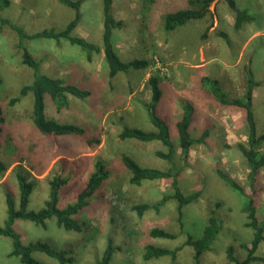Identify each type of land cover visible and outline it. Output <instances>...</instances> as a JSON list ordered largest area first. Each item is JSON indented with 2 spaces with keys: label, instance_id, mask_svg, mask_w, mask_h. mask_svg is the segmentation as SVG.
Here are the masks:
<instances>
[{
  "label": "rangeland",
  "instance_id": "rangeland-1",
  "mask_svg": "<svg viewBox=\"0 0 264 264\" xmlns=\"http://www.w3.org/2000/svg\"><path fill=\"white\" fill-rule=\"evenodd\" d=\"M8 1L2 16L28 33L51 28L61 31L75 13L59 0ZM219 1L212 3L210 13L203 19L189 21L167 32L163 28L164 13L159 11L155 16H148L145 0H114L117 17L125 26L114 38L118 54L124 61L137 57L150 62L147 69L120 72L114 78L108 75L102 53L87 60L85 53L64 38L25 41L32 56L41 62L43 72L91 91L85 99L70 96L68 106L60 112L48 102L47 115L87 129V138L100 140L93 146L82 139L70 138L73 136L61 138L40 134L31 120V93L11 104V99L19 96L20 89L32 82L33 72L21 62L14 32L6 25L0 26V110L6 119V131L0 136V159L6 162V156L15 153V143L33 154L37 165L43 167V173L37 175L28 161L13 163L0 175V225L7 218V192L12 194L18 208V173L26 174L34 183L28 205L33 211L43 207L49 194L48 183L54 176L69 177V183L59 192L58 207L65 208L75 202L77 193L100 162L109 175L94 194L90 206L76 217L82 224V231H65L58 228L53 219L48 220L46 228L17 220L14 229L24 242L43 240L54 248L68 249L73 258L70 264H97L108 238L115 247L110 264H195L193 248L184 243L188 234L197 239L201 236L210 212L215 210L224 219L223 228L211 250L201 256L200 264H235L227 258L226 250L230 245L236 257H245L246 252L240 245L251 241L253 231L245 226L246 214L241 211L244 197L218 174L220 170L239 182L246 193L251 192L244 158L237 147L238 143L246 141L243 112L233 108L221 110L199 97L202 90L199 79L204 76L217 78L230 96L237 97L245 91V68L251 67L254 79L260 83L253 93L257 128L259 133L264 130V0H237L239 5H249L256 16L241 30L233 29V17ZM82 13L73 34L101 46V0H85ZM220 18L231 45L217 35ZM205 32L207 38L202 39ZM152 74H159L166 83L158 113L169 125L171 140L176 146L174 166L181 169V187L184 193L202 191L197 202L182 209L181 217L174 199L139 216L132 207L159 203L164 195L172 193L170 182L156 180L132 184L131 174L121 161L122 155H128L144 166L161 170L170 167L154 154L156 150H165L160 142L142 143L119 138L125 126L154 130L145 108L151 97L147 81ZM183 99L194 102L197 110V121L191 129L193 143L186 156L175 129V122L181 117ZM205 130H208L206 137L203 136ZM8 131H13L11 145ZM254 190L257 216L262 221L264 170L260 172ZM154 228L173 233L176 238H153L150 232ZM149 244L182 248L174 261L169 256L144 260L145 246ZM11 245V239L0 236V264H25L20 258L9 256ZM259 254L264 256V243ZM34 258L45 264H59L41 253H35Z\"/></svg>",
  "mask_w": 264,
  "mask_h": 264
},
{
  "label": "trees",
  "instance_id": "trees-1",
  "mask_svg": "<svg viewBox=\"0 0 264 264\" xmlns=\"http://www.w3.org/2000/svg\"><path fill=\"white\" fill-rule=\"evenodd\" d=\"M61 4L74 10L73 19L66 27L57 31L54 28L43 29L35 33H28L25 29L10 19L2 16V10L9 5L8 0H0V26H8L17 37V48L20 53L21 62L32 70V82L24 85L20 89L19 96L11 99V104L18 102L21 97L31 93L33 95V107L31 112V120L34 128L43 136H56L65 138H77L84 140L89 146L98 145V138H87V129L82 126L61 122L47 115V103L50 102L55 106L57 111H62L68 106L69 97L85 99L91 95V91L77 84L69 82L67 79L52 77L47 75L42 70L41 62L36 60L29 52L25 45L26 40L34 39H53L59 41L64 38L71 46L85 53L87 60H92L95 54H103L104 61L108 68V75L114 78L120 72H129L130 70L147 69L150 66L149 60L145 58H130L124 61L117 52L114 37L124 29V22L117 17V9L114 6V0H101L102 4V45L99 46L90 42L86 38L73 34L75 29L82 19V7L85 0H59ZM215 0H145V9L148 16H155L157 12H163V28L167 32L176 30L178 27L186 25L192 20H201L210 13V6ZM220 2V1H219ZM161 3V4H160ZM227 8L228 12L233 17L232 27L234 30H241L246 24H251L255 19V14L252 13V8L249 5H239L237 0H221ZM160 4V5H159ZM157 7H154V6ZM162 10V11H161ZM219 31L217 35L228 44L232 41L228 33L222 29L223 19H219ZM202 39L207 38L205 32ZM202 70V69H201ZM246 86L245 91L241 96L232 97L223 88L222 83L217 78L204 76L199 79V85L202 90L198 95L201 98L207 99L215 107L223 110L233 108L243 112L242 119L246 126V141L238 143L237 147L242 153L244 162L248 171L247 178L250 184V193H246L244 187L229 175L218 170L219 176L225 183L244 197L241 211L246 214L247 222L245 226L253 231L251 241L241 243V248L246 252L242 259L234 255L233 246H229L226 250L227 258L235 264H264V256L259 254L261 245L264 243V219L259 220L257 216L256 198L254 185L258 180V176L264 170V130L258 132L256 115L254 110L253 93L256 87L260 85L254 79V71L251 67L245 68ZM1 82V79H0ZM147 85L151 92L149 103L145 108L148 118L154 127V130L146 131L140 128H132L125 126L119 133L121 140H135L142 143L160 142L165 150H156L154 152L157 158L166 161L170 167L167 170H161L152 166H144L137 162L134 158L128 155H122L121 161L125 168L131 174L130 182L135 185L141 184L143 181L167 180L170 182L172 193L164 195L163 199L156 204H137L132 207L133 210L141 216L145 211L155 208L158 209L164 202L174 199L178 203L179 216L182 215V209L190 204L197 202L202 191L197 190L190 193H184L180 181V168L174 166V158L176 155V146L171 140L169 125L166 120L159 115L158 107L165 96L166 83L162 81L159 74H152ZM181 117L175 122V129L179 136L181 147L184 156L187 155L189 146L193 143L191 137V129L197 121V110L195 103L189 99H183L181 108ZM6 119L3 112L0 110V136L6 131ZM8 140L13 144V131H8ZM208 135V130H205L203 136ZM16 149L13 155H7V161L0 159V175H2L13 163H21L28 161L37 175L43 173V167L37 165L36 157L28 150L13 145ZM17 147V148H16ZM109 171L105 169L102 163L97 162L95 171L89 177L84 187L77 193V198L74 203L69 204L65 208L58 207L59 192L61 188L69 183V177L56 175L49 181V194L47 200L44 201L43 207L37 211L29 210L28 205L30 196L34 190V183L28 179V176L23 173L16 175L19 187V205L16 207V202L11 193L5 194V202L7 206V218L3 225H0V236L11 239V251L9 256L20 258L25 264H45L36 258L35 253L44 254L52 259H55L59 264H70L73 262L71 252L68 249H57L51 244L43 240H35L24 242L21 236L14 229V224L17 220L30 221L34 225L41 228L47 227V222L50 219L55 221L58 228L68 232L80 233L82 224L76 219L77 215L90 206L91 199L96 191L101 187L102 183L108 178ZM179 217V219H180ZM224 219L215 210L210 212L208 222L202 231L201 236L197 239L193 235L188 234L184 245L191 246L194 250L195 264H200L201 256L211 250L217 235L222 230ZM153 238L174 239L176 235L167 232L160 228H154L150 232ZM182 247L169 249L165 247L146 245L143 253L144 260L153 258H161L165 256L171 257L174 261L177 258L178 252ZM115 254V247L111 238H108L106 247L97 264H110Z\"/></svg>",
  "mask_w": 264,
  "mask_h": 264
},
{
  "label": "built area",
  "instance_id": "built-area-1",
  "mask_svg": "<svg viewBox=\"0 0 264 264\" xmlns=\"http://www.w3.org/2000/svg\"><path fill=\"white\" fill-rule=\"evenodd\" d=\"M157 67H159V68L161 67V65L158 62H157Z\"/></svg>",
  "mask_w": 264,
  "mask_h": 264
},
{
  "label": "crops",
  "instance_id": "crops-1",
  "mask_svg": "<svg viewBox=\"0 0 264 264\" xmlns=\"http://www.w3.org/2000/svg\"><path fill=\"white\" fill-rule=\"evenodd\" d=\"M116 35H117V34H116ZM116 35H115V36H116ZM114 38H115V37H114ZM119 55H120V54H119ZM120 57H122V56L120 55ZM200 70H201V69H200Z\"/></svg>",
  "mask_w": 264,
  "mask_h": 264
}]
</instances>
